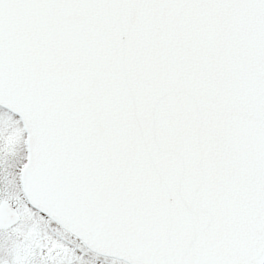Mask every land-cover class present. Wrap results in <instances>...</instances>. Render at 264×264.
<instances>
[{"label": "snow or ice", "instance_id": "6c2138e0", "mask_svg": "<svg viewBox=\"0 0 264 264\" xmlns=\"http://www.w3.org/2000/svg\"><path fill=\"white\" fill-rule=\"evenodd\" d=\"M0 264H264V0H0Z\"/></svg>", "mask_w": 264, "mask_h": 264}]
</instances>
